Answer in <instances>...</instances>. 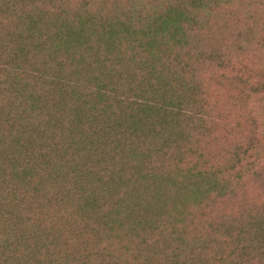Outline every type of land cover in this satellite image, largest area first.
<instances>
[{"label": "trees", "instance_id": "obj_1", "mask_svg": "<svg viewBox=\"0 0 264 264\" xmlns=\"http://www.w3.org/2000/svg\"><path fill=\"white\" fill-rule=\"evenodd\" d=\"M248 51L264 0H0V264H264Z\"/></svg>", "mask_w": 264, "mask_h": 264}, {"label": "rangeland", "instance_id": "obj_2", "mask_svg": "<svg viewBox=\"0 0 264 264\" xmlns=\"http://www.w3.org/2000/svg\"><path fill=\"white\" fill-rule=\"evenodd\" d=\"M249 52L250 51H248V53H244L243 54L244 63L247 64V66H249V67L254 66L255 61H257V55L264 59V53H251V52L249 53ZM222 95L224 97V94H222ZM256 105H258V103ZM262 105H263V107H262V109H263L264 108V103ZM234 111H235V108L233 107V110H232L231 113H233ZM236 112H237V108H236ZM263 121H264V119H263ZM262 124L263 123L261 121V123H260L261 127L263 126ZM249 189L251 190V195L256 197L257 188H255L253 183H250Z\"/></svg>", "mask_w": 264, "mask_h": 264}]
</instances>
